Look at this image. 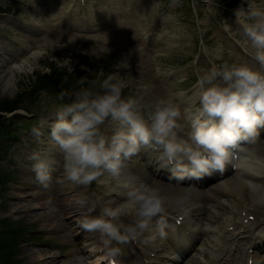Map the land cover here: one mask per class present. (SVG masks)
<instances>
[{
  "label": "rangeland",
  "instance_id": "rangeland-1",
  "mask_svg": "<svg viewBox=\"0 0 264 264\" xmlns=\"http://www.w3.org/2000/svg\"><path fill=\"white\" fill-rule=\"evenodd\" d=\"M254 2L264 7V0ZM167 3L169 10L163 17L160 13ZM242 4H246L245 0H53L50 4L41 6L32 0H0V65H7L15 70L12 85L6 88L3 86V79L0 80V104L1 98L6 96L19 97L32 109L29 117H14L19 126L13 130L19 132V136L0 143L2 169L6 174L12 173L13 168L17 171L12 173L11 178L5 174L0 182V264H38L32 255L33 249L37 248L42 249L43 253L46 251L50 255H56L58 261L55 264H66L72 260L71 243L65 242L67 232L55 233L58 236L53 241L54 238L50 237L52 231H49L53 227L49 216L59 220L58 207L71 198L66 190V194H62L61 181L64 177L54 179L50 183V187H53L45 189L35 180V173L22 169L19 163V159L30 161L33 152H40L41 144L51 147L47 136L38 142L31 134V129L41 118L62 106L63 102L58 99L60 92L79 90L80 77L103 79L110 72L120 71L128 85L124 89V95L144 92L146 88L149 100L160 96L172 97L173 92L178 93L195 79L197 81L198 74L194 68L196 59H200L199 62L206 60L202 67L201 63L198 65V69L202 71L211 67L210 61L212 64L223 61L247 63L245 60L249 59L230 38L231 31L237 39L244 41L248 49L257 53L251 40L241 27L236 26L234 20L235 9ZM72 9L75 13L72 23L75 21L79 26L71 32L67 26H63L62 32H52L53 23L57 20L67 21L66 17ZM113 13L117 15L111 18ZM101 14H105V18ZM20 21L28 29H22ZM102 21V31L92 34L93 28L101 25ZM81 26L90 30L88 34L79 30ZM42 27L47 29L46 32L42 31ZM111 28H114L113 31ZM175 35L179 39H175ZM156 42L160 44L159 47L155 46ZM27 45L32 46V52L13 59ZM33 52L40 54L34 55ZM178 66L182 67V71L172 82H168V76ZM52 70L56 71L57 78L51 80ZM101 70L104 71L103 75L99 72ZM67 72L73 76L70 77ZM47 73L50 74L49 78H40ZM42 84L49 85L39 91ZM184 108L180 106L182 113ZM10 126L11 124L8 127ZM6 137L2 136L1 139ZM19 175L21 179L31 181V189L45 194L46 197L33 198L40 208L30 207L33 200L30 197L18 200L19 186L28 188L16 181ZM151 179L154 180L152 177ZM119 180L114 178L115 182ZM154 182L166 185L158 180ZM102 183L105 181H101ZM92 184L90 188L81 185V190L94 191L95 184ZM69 190L68 188V192ZM77 193L78 191L70 193L77 205L88 200L86 193L84 199L79 198ZM51 197L55 198V202L52 200L53 203L50 204ZM44 202H49V205ZM222 202L229 206V200ZM219 207L221 205L217 201L201 206L213 215ZM190 213L198 225L208 228L213 224L203 211ZM122 219L128 223L131 216H124ZM262 228L264 226L257 230ZM208 242L209 236H202L197 246L199 249L189 255L190 262L187 261L186 264H208L210 257H214V264H232L230 257L234 258L236 251L224 239H221L220 246L215 247L213 256L206 253V250L209 252ZM51 244L55 247L48 246ZM59 244L61 246L56 247ZM128 249L132 251L133 245ZM171 257L173 256L168 251L165 256L168 260L163 263L176 264L171 262Z\"/></svg>",
  "mask_w": 264,
  "mask_h": 264
},
{
  "label": "clouds",
  "instance_id": "clouds-1",
  "mask_svg": "<svg viewBox=\"0 0 264 264\" xmlns=\"http://www.w3.org/2000/svg\"><path fill=\"white\" fill-rule=\"evenodd\" d=\"M235 9L236 21L257 49L249 63H213L198 78L199 100L195 108L181 112L171 97L149 100L144 92L124 95V75L113 71L103 79L83 76L76 91H61L62 106L55 119L41 118L31 129L39 142L47 139L63 157L66 181L88 185L102 174L119 177L125 162L139 155L145 145L160 152L172 165L177 180L200 178L199 174L223 172L239 145L255 142L264 129V7L245 0ZM103 75V70L99 71ZM188 127L186 134H179ZM30 159L35 180L47 189L52 182L53 164L47 154L35 151ZM124 202L94 207L81 214L80 226L98 233L106 245L109 264L122 255L119 245L136 240L149 229L153 218L163 212L166 200L158 188L147 183L125 185ZM83 206V205H82ZM131 216L125 223L122 217ZM160 236H164L163 221ZM115 245V246H114Z\"/></svg>",
  "mask_w": 264,
  "mask_h": 264
},
{
  "label": "bare ground",
  "instance_id": "bare-ground-1",
  "mask_svg": "<svg viewBox=\"0 0 264 264\" xmlns=\"http://www.w3.org/2000/svg\"><path fill=\"white\" fill-rule=\"evenodd\" d=\"M33 53L34 55L40 54L39 52ZM14 74V69H8L6 67L0 66V80L3 79V86L7 88L8 86L12 85V79L15 76ZM182 94L183 93H180L178 96H183L184 100L189 99L188 106L193 105L196 101L197 95H199V89L197 90V92L195 91L194 95L189 97L188 99L184 96V94ZM142 149L146 150V145L143 146ZM256 149V154L261 155V159H264V142L260 143ZM48 150L49 148L42 147L41 152L45 154ZM249 156L250 154L248 155V157H242L240 161L241 168H239V171L237 170L233 176L221 182L220 184L218 183L217 187L203 191V193L208 194V198L212 201V203H215L217 201L221 205L218 210L214 211V215L212 213L210 214L209 211H207L205 208H201V206L205 205V203L209 204L208 199H203L202 192L187 188L178 189L177 187L170 185L163 186L157 182H154L153 180L151 181L149 177L145 175L144 172L135 171L132 165L128 168L124 167L125 171L124 173H121L122 177L119 178L120 180L114 183L111 188L105 187L107 188L105 189V193L107 194L115 192L122 197L124 194H126L124 191L126 190L125 185H134L141 182L150 184L160 190L161 195L165 197L167 205L171 206L170 209L173 210L177 208L179 209V212L183 211L185 214L187 212V206L194 208L195 213L197 211H203L207 218H210L211 222H213V224H211L210 227L208 226L207 230H204V232L209 235V238L210 236L214 238L210 240L209 243L215 246L217 245V236L227 233V230L229 229L230 225H233L232 223H234L236 220L241 221V223H243L244 220L248 217L253 218L255 214L260 215L262 209H264V161L263 163L260 162L261 164L253 162L249 159ZM142 158L144 159V161H142L144 167H146V164L150 165L151 160L147 159L146 157H141L140 155V159ZM50 160L52 161L53 159L50 158ZM107 180H109V178H107ZM71 185L72 184L67 183L64 184L62 186V190H66L68 192V188H72ZM21 192L22 196H27V198H29L33 194V192L29 191ZM69 192H71V189L69 190ZM198 193L201 194L199 195ZM204 198H207V196H204ZM122 199L125 200L126 198L124 199V197H122ZM225 199L229 200V206L223 204L222 201ZM33 203L34 202L31 201V208H36L35 205H32ZM180 215L183 214H178V218H180ZM52 219L53 218H50V224L53 225L52 228L60 230V228L65 227L63 222L58 223L57 220ZM259 221L260 220L255 223H258ZM251 222L252 221H249L248 224ZM248 224H245L241 227H246ZM80 227L81 226L79 224V228ZM175 230H177L178 232L179 228H175ZM74 232L76 234L80 231H77L76 229ZM146 234L148 235V239H155V242L151 243V247L152 249H154L153 251L155 253L159 254L162 250L161 248L163 245H161L158 241L155 232L150 231L149 229V232H146ZM174 234L176 233L174 232ZM200 234L201 232L199 233V235ZM176 236L177 235H174V237ZM69 241L71 243L70 251L72 252L75 259L70 260L66 264H86V262L89 261V258H91V260L95 262V260L97 259L98 251H104L102 248H99V246L97 245V241H93L89 232H84V234H82L80 237L77 235L76 238L67 235L66 242ZM44 253L41 249H35L34 251L33 255L38 260L39 264H54L58 259L56 255H50L51 253L49 252L44 251ZM80 253L82 254V256ZM241 259H244V253H242ZM184 260L177 259L176 261L181 263Z\"/></svg>",
  "mask_w": 264,
  "mask_h": 264
},
{
  "label": "trees",
  "instance_id": "trees-1",
  "mask_svg": "<svg viewBox=\"0 0 264 264\" xmlns=\"http://www.w3.org/2000/svg\"><path fill=\"white\" fill-rule=\"evenodd\" d=\"M49 78V76H46V79ZM51 78V77H50ZM45 79H43V82H44Z\"/></svg>",
  "mask_w": 264,
  "mask_h": 264
}]
</instances>
